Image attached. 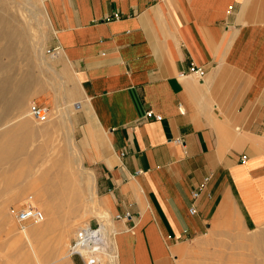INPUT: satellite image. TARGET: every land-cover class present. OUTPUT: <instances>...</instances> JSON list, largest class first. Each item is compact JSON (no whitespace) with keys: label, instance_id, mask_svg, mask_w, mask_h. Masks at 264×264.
<instances>
[{"label":"crops","instance_id":"0c3cea01","mask_svg":"<svg viewBox=\"0 0 264 264\" xmlns=\"http://www.w3.org/2000/svg\"><path fill=\"white\" fill-rule=\"evenodd\" d=\"M47 5L61 101L39 88L28 106L48 120L25 126L0 103V139L64 138L110 217L115 264H182L200 241L264 250V0Z\"/></svg>","mask_w":264,"mask_h":264},{"label":"rangeland","instance_id":"374dc122","mask_svg":"<svg viewBox=\"0 0 264 264\" xmlns=\"http://www.w3.org/2000/svg\"><path fill=\"white\" fill-rule=\"evenodd\" d=\"M48 1L0 0V6L3 8L9 24L5 31L6 36H0V49L8 46L7 52L0 54V62L2 65L6 63L9 65L7 69L0 70V78L10 74L14 82H17L20 77H24L26 83L29 82L30 94L29 92L26 93L25 102H22V105L25 106L20 107L16 117L23 112H27L28 104L36 98L34 93L39 88H44L48 94V98L43 103L50 105L48 104L50 97L53 98L51 101L52 105H55L53 102L54 97L58 102L61 101L59 97L61 82L56 80V73L53 70L54 63L51 62L52 58L50 57L53 53L47 50L46 47L51 33ZM38 50L41 51L39 52ZM66 82L67 84L71 83L70 80ZM7 95H9L8 92H5L1 98L4 101L12 98V96ZM14 101L15 105L21 106L20 98L15 99L14 97ZM27 118L26 121L29 119L34 124L31 118ZM51 133L52 130H47L46 136L40 135V137H38V133H34L33 135H28L22 142H15L6 137L3 139L13 144L15 149L5 159L0 154V189H4V187L11 188L15 191L11 192L10 195H22V197L7 205L9 210L7 214H9L10 218L8 227L11 225L12 229L11 227L9 228L11 232L0 225V264H83L77 255H70L68 263L57 260H59L63 252L71 247L70 243L75 238L79 226L85 223L95 226L96 223L98 224L96 216L106 213L97 205L95 197L91 201L92 196L87 190L88 187H86L85 182H83V185L82 178L75 175L76 163L72 159V152H70L69 147L64 142V138L60 136L55 138ZM43 172L45 175H35ZM61 174H66L67 176H61ZM63 179L66 182L65 184L63 182L65 187L74 190L70 199L67 198L66 203L65 201L61 203V198L58 196L59 192H52L59 189ZM34 185L49 191L45 193L51 195L53 193V198L58 196L57 199L52 198L49 203L53 204L55 202V206L54 204L51 205L57 206V213H59H56V221L52 220V224H50L43 235V239L32 241L33 250L21 238L23 227H19L15 222L13 213L18 208L30 203V198L32 201L30 205L43 211L41 199L36 198L29 190L24 191V193L20 191L24 187H34ZM85 209L90 210L91 214L88 217H81L80 214ZM29 223L26 222L23 225L24 228L28 224H34L32 222ZM109 231L108 228L107 232L109 233ZM246 243L244 244L247 245L248 243ZM250 244L251 242H249ZM106 246V252L114 256L115 249L112 248L111 234L107 239ZM230 246V242H195L187 251L188 253L190 252V255L187 256V259L182 264H247L245 260H239L241 254L244 257L249 255L250 259L256 260H261L263 257L261 254H264V250L242 247L241 242L235 243L238 249H231ZM57 251L60 255L55 259L54 253ZM107 259V257L104 258L105 264H115V258L112 262L107 261ZM84 260L87 262L86 259Z\"/></svg>","mask_w":264,"mask_h":264},{"label":"bare ground","instance_id":"6f19581e","mask_svg":"<svg viewBox=\"0 0 264 264\" xmlns=\"http://www.w3.org/2000/svg\"><path fill=\"white\" fill-rule=\"evenodd\" d=\"M8 25L9 24H8L7 16L4 13L2 6H0V36H6L5 31H6V28ZM7 49H8V46L0 49V54H2V53L5 54L7 52ZM38 51L40 52L41 50H38ZM50 57L53 58V55H50ZM8 66H9L8 63L2 65L0 62V70H2L4 68L7 69ZM25 83H26V79H24V77H20V78H18L17 82H14V80L11 78L10 74H7L6 76H3L2 78H0V103L1 104H8V103L14 104L15 103L14 97H15V99L20 98L21 106H25V105H22V102H25V95L27 93V90L25 91V86H26ZM5 92L6 93L8 92V94L10 96H12V98H11L12 101H11V99H7L4 101L1 98L2 94ZM26 118H27V113L23 112L21 115L16 117V120H18L24 126ZM7 125H8V123L5 122L4 125H2L0 128H6ZM1 130H3V132H5L6 134L8 133V132H6V129H0V131ZM2 134H1V136H2ZM6 134H5V136H2L0 139V154L2 156H4L3 159H5V158H7V156L11 155L15 149V147H13L14 146L13 144H11L9 141L3 140L4 137H6ZM87 181H88L87 184L91 183L90 178H88ZM26 190H29V192H32L36 198L41 199V204L43 205V211L41 209H39L43 214V218H42L41 222L40 221H39L40 223L32 222V223H34L33 225H29L31 223L28 222L29 224L26 225L25 228H24V226H22L23 227V229L21 231L22 237L21 236L20 237L23 238V240L29 246H31V248L34 250V247L32 246V241L35 239H38V240L43 239V235L48 230L50 224H52L51 223L52 220L56 221V218H57L56 213H57L58 209H57V206L54 207L55 202L53 203L54 206H52L53 205L52 203H51L52 205L49 203L53 198V193L51 195V194L45 193V192H49V191H45V190L40 191V187L35 188L32 186L26 187V188L24 187V189H21L20 191H22L24 193V191H26ZM14 191L15 190H13L11 188H5V187H4V189H0V197H1L0 198V225L2 226V228L5 227L7 229V231H9V232H11L9 229L11 227V225L8 227V221L10 222V218H9V214H7L9 211L7 208V205L11 202L16 201L18 198L22 197V195H10V193L14 192ZM52 192H59L58 193L59 195L58 194L57 195L61 198V201H62L61 203H63L64 201L66 203L67 200L70 199L71 193H73L68 188L63 189V190H53ZM57 197L54 196V198H56V199H57ZM30 199H29V202L31 203L32 201ZM58 201H59V198H58ZM30 203H28V204H30ZM57 203H60V202H57ZM90 214H91L90 210L85 209L80 214V216L81 217L82 216L88 217ZM96 217H97V221H98L97 231H95V232L87 231L85 233L83 239H80L78 241H76V239H75V241H76L75 245L69 247L61 255L58 253V251L55 252L54 253L55 259L58 257V255H60L59 260H57V261H62L64 263H68L69 256L72 254V252H76L77 254H79L80 256H82L86 260L92 259L93 262L90 264H105V262H106L104 260L105 257L108 258L107 261L112 262V260L115 258V256L106 252V247H107L106 242H107V239L109 238V235L111 234V222L109 221L110 217L106 213L105 214L102 213ZM86 224L87 223H85L84 225L86 226ZM108 228L110 230L109 233L107 232ZM11 229H12V227H11ZM96 235L98 236L99 241L98 240L95 241ZM262 235L264 236V234H262ZM92 237H93V239H92ZM261 243H262V245L264 244L263 241ZM262 245H261V247H262ZM263 248H264V246H263ZM261 255L263 256L262 259L256 260V259H250L249 255H246L245 257H247V258H245L244 255L241 254L239 256V260L240 261L245 260L247 262V264H264V254H261Z\"/></svg>","mask_w":264,"mask_h":264},{"label":"built area","instance_id":"2783aa9c","mask_svg":"<svg viewBox=\"0 0 264 264\" xmlns=\"http://www.w3.org/2000/svg\"><path fill=\"white\" fill-rule=\"evenodd\" d=\"M116 16H117V14H113V17H116ZM188 72L190 74H192L193 76H195L196 78H200L203 75V70L199 66L190 67ZM27 114L36 123H43V122H45L47 120V113H46L45 108L36 106L34 104H30L28 106ZM144 116L145 117H152L155 120H159L160 119V116L156 115V114H153L151 110L145 111L144 112ZM263 137H264V130H263ZM174 141L178 142V143H181V140H179V139H175ZM243 160H244V156L241 155L239 157V161L242 162ZM206 180H207V177L204 178V181H206ZM197 195H198L197 191H193L190 194L192 199H195L197 197ZM187 211H188L189 214H192L193 211H194L193 207L190 206ZM120 216L121 215L117 214L114 217L115 218H119ZM122 217L129 218V213L128 212H124L122 214ZM13 218H14L15 222L18 224V226L22 227L26 222H39V221H41L42 218H43V214L35 206L30 205V204L27 203L26 205L22 206L21 208H18L13 213ZM97 227H98L97 223L95 224V226H91L90 224H86V226L85 225L79 226L77 228L75 238H73V241L70 243L71 246H74L76 241H78L80 239H83V237H84V235H85V233L87 231H91V232L97 231ZM93 237H92V239H93ZM75 239H76V241H75ZM97 240L99 241V238L96 235L95 241H97ZM71 255H77L82 260L83 264L92 263V259L87 260V262L85 260L83 261L84 258H82L80 255H78L76 252H72Z\"/></svg>","mask_w":264,"mask_h":264}]
</instances>
